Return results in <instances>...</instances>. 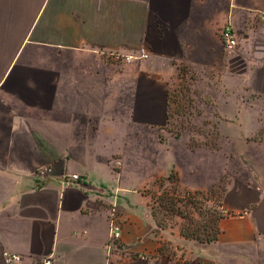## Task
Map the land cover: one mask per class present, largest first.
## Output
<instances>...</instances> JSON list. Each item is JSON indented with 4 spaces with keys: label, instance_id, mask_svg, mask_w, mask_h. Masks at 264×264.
Listing matches in <instances>:
<instances>
[{
    "label": "crops",
    "instance_id": "1",
    "mask_svg": "<svg viewBox=\"0 0 264 264\" xmlns=\"http://www.w3.org/2000/svg\"><path fill=\"white\" fill-rule=\"evenodd\" d=\"M141 48L149 59L110 58ZM182 69L211 77L235 133L260 132L264 0H0V264L5 251L52 264H264L259 185L227 188L211 243L152 216L143 190L159 174L147 179L142 154L132 168L130 135L166 125ZM44 166L53 174L38 178Z\"/></svg>",
    "mask_w": 264,
    "mask_h": 264
},
{
    "label": "rangeland",
    "instance_id": "2",
    "mask_svg": "<svg viewBox=\"0 0 264 264\" xmlns=\"http://www.w3.org/2000/svg\"><path fill=\"white\" fill-rule=\"evenodd\" d=\"M110 58L119 65L132 63ZM187 72L188 77L182 69L170 86L166 125L130 135L129 159L135 169L142 154L147 179L159 174L143 190L152 197V216L159 226L210 243L227 188L259 185L264 189V126L251 136L235 133L229 124L234 120L218 112L223 103L215 97L211 77ZM226 104L232 108L233 103ZM242 108H247L246 102Z\"/></svg>",
    "mask_w": 264,
    "mask_h": 264
},
{
    "label": "built area",
    "instance_id": "3",
    "mask_svg": "<svg viewBox=\"0 0 264 264\" xmlns=\"http://www.w3.org/2000/svg\"><path fill=\"white\" fill-rule=\"evenodd\" d=\"M221 39L225 44V47L228 51H232L237 46V37L235 32L231 27H226L221 32ZM111 57H116L117 60H124L125 63L137 61V60H147L149 59L150 55L145 51V49L141 48L136 53H132L128 56H122L119 54H111ZM53 167L52 166H44L40 167L37 171V177L41 179L47 178L49 175L53 174ZM69 178L73 181H78L80 177L77 174L69 175ZM121 229L119 225L113 224L112 225V238L118 239L120 237ZM3 261L4 264H52L49 259H44L42 261H29L24 258L22 255L13 253L11 251H5L3 253Z\"/></svg>",
    "mask_w": 264,
    "mask_h": 264
},
{
    "label": "trees",
    "instance_id": "4",
    "mask_svg": "<svg viewBox=\"0 0 264 264\" xmlns=\"http://www.w3.org/2000/svg\"><path fill=\"white\" fill-rule=\"evenodd\" d=\"M221 217H222V216H219L218 219H217V229H216V231H215L214 236L211 237V238H209V242H210V243L213 242V241H215V240L217 239V237H218V234H219L218 221H219V219H220ZM158 225H159V224H158ZM161 227H162V226H161Z\"/></svg>",
    "mask_w": 264,
    "mask_h": 264
}]
</instances>
